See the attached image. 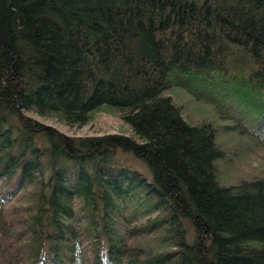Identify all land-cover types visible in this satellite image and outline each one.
<instances>
[{"label": "trees", "instance_id": "1", "mask_svg": "<svg viewBox=\"0 0 264 264\" xmlns=\"http://www.w3.org/2000/svg\"><path fill=\"white\" fill-rule=\"evenodd\" d=\"M177 85L264 152V0H0V264H264V175L220 181ZM102 103L135 137L30 113ZM119 150L150 176L109 168Z\"/></svg>", "mask_w": 264, "mask_h": 264}, {"label": "rangeland", "instance_id": "2", "mask_svg": "<svg viewBox=\"0 0 264 264\" xmlns=\"http://www.w3.org/2000/svg\"><path fill=\"white\" fill-rule=\"evenodd\" d=\"M162 95L170 96L176 105L181 106L182 115L187 123L196 125L210 123L215 126L218 135L217 140L220 146L224 148V156L217 161L221 168L218 178L222 183H227L229 180L235 181L241 177L245 178V176L264 175V152L256 146L252 147L244 135L242 137L236 134L234 131L235 129L237 132L236 123L224 118L215 106L197 100L193 93L178 85L166 88ZM30 113L37 120L52 125L69 136L82 137L115 132L135 137L131 124L124 117L126 110L114 104L102 103L95 107L89 114V120L80 126L66 125L51 115ZM111 161L109 168L128 165L150 176V170L146 164L131 152L119 150V153ZM33 198L36 200V193Z\"/></svg>", "mask_w": 264, "mask_h": 264}]
</instances>
